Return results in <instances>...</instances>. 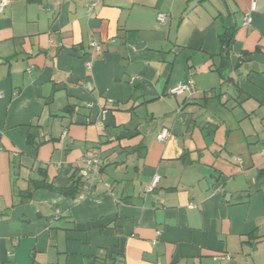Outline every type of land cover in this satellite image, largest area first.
<instances>
[{
    "label": "crops",
    "instance_id": "obj_1",
    "mask_svg": "<svg viewBox=\"0 0 264 264\" xmlns=\"http://www.w3.org/2000/svg\"><path fill=\"white\" fill-rule=\"evenodd\" d=\"M251 2L4 7L0 264H264V0ZM88 149L99 175L72 192Z\"/></svg>",
    "mask_w": 264,
    "mask_h": 264
},
{
    "label": "built area",
    "instance_id": "obj_2",
    "mask_svg": "<svg viewBox=\"0 0 264 264\" xmlns=\"http://www.w3.org/2000/svg\"><path fill=\"white\" fill-rule=\"evenodd\" d=\"M11 0H0V13L3 11L4 7L10 3ZM89 5H88V10H90L98 0H87ZM255 4V0H252L251 2V7L253 8ZM157 21L160 23L165 22L168 19V15L165 13H158L157 16ZM251 21V17L249 15H246L243 18V24L247 25ZM89 47L92 50V52L95 53H102L103 47L100 42H97L95 40H91L89 42ZM192 86V81L189 80L186 83H180L177 86L173 87L170 89L171 94H178L181 93L184 90H189ZM2 96V93H0V97ZM169 132L167 128H163L156 136L157 140L163 141L165 138L168 136ZM262 154L264 155V151H262ZM99 157L97 150L95 149H88L84 155L80 158L78 162V174L81 176L82 179H93L99 175ZM159 176L154 175L152 182L145 187L146 191H151L157 181H158ZM217 258L221 261L228 260L229 256L228 255H219Z\"/></svg>",
    "mask_w": 264,
    "mask_h": 264
},
{
    "label": "trees",
    "instance_id": "obj_3",
    "mask_svg": "<svg viewBox=\"0 0 264 264\" xmlns=\"http://www.w3.org/2000/svg\"><path fill=\"white\" fill-rule=\"evenodd\" d=\"M236 29L235 25H230L227 26L223 33L219 35V43H220V47H221V53H224L226 55V53L228 52L230 45L232 43L233 40V33ZM33 139L32 135H28V141L31 142V140ZM72 178V187L70 189V191H76V187L77 185L82 181L81 176L78 174V167L76 166V169L74 170V172L71 175ZM40 186H46L45 184L40 185Z\"/></svg>",
    "mask_w": 264,
    "mask_h": 264
},
{
    "label": "rangeland",
    "instance_id": "obj_4",
    "mask_svg": "<svg viewBox=\"0 0 264 264\" xmlns=\"http://www.w3.org/2000/svg\"><path fill=\"white\" fill-rule=\"evenodd\" d=\"M194 7H192V5H190V7H189V10H190V14H193L194 12L191 10V9H193ZM198 8H200V7H198ZM206 8H207V6H206ZM202 10L204 11V12H206L205 11V9H204V7H202ZM194 11L195 12H197V9H196V7L194 8ZM259 148L257 147V149L256 150H258ZM264 151V150H263ZM254 153H256V154H258L257 152H254ZM261 193V194H260ZM248 194V193H247ZM249 197H250V195H249ZM258 197H259V199H262V203H263V193L262 192H259L258 193ZM255 201L253 200V203H254Z\"/></svg>",
    "mask_w": 264,
    "mask_h": 264
}]
</instances>
